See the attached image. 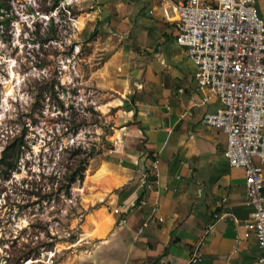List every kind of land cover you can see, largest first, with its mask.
I'll list each match as a JSON object with an SVG mask.
<instances>
[{
	"label": "rangeland",
	"instance_id": "obj_1",
	"mask_svg": "<svg viewBox=\"0 0 264 264\" xmlns=\"http://www.w3.org/2000/svg\"><path fill=\"white\" fill-rule=\"evenodd\" d=\"M53 1L0 0V264H91L92 230L139 176L134 148H146L122 80L128 57L116 55L134 36L105 19L136 0Z\"/></svg>",
	"mask_w": 264,
	"mask_h": 264
},
{
	"label": "crops",
	"instance_id": "obj_2",
	"mask_svg": "<svg viewBox=\"0 0 264 264\" xmlns=\"http://www.w3.org/2000/svg\"><path fill=\"white\" fill-rule=\"evenodd\" d=\"M139 1L115 4L120 16L106 13L105 19L134 36V48L128 41L116 50V55L128 57L122 80L133 91L138 119L134 131L146 138V148H134L131 160L146 167L159 157L158 174H150L151 187L140 186V174L130 179L132 186L120 200L136 193L145 203L131 209L126 222H119L113 212L96 222L99 243L91 264H249L259 248L253 234L244 236L251 208L243 169L231 166L224 155L226 136L222 143L217 128L200 122L204 111L218 101L195 104L187 113L190 92L198 96L207 88L197 84L194 68L183 62L184 47L181 53L167 43L169 38L176 42V24L162 16L160 0H142V7ZM154 203L159 204L161 221L148 219ZM221 212L226 215L220 217ZM197 247L200 260L189 262Z\"/></svg>",
	"mask_w": 264,
	"mask_h": 264
},
{
	"label": "built area",
	"instance_id": "obj_3",
	"mask_svg": "<svg viewBox=\"0 0 264 264\" xmlns=\"http://www.w3.org/2000/svg\"><path fill=\"white\" fill-rule=\"evenodd\" d=\"M159 4L162 16L176 24L175 40L194 64L197 84L207 88V93L198 96L190 92L187 113L195 104H206L212 98L218 101L215 108L204 111L200 122L225 133L224 155L231 166L243 169L251 208L244 236L253 234L259 248L258 256L249 264H264V2L160 0ZM148 12L152 14L153 8ZM159 162L154 156L146 167H137L140 186L151 187L148 178L158 174ZM144 203L145 199L135 193L115 204L112 212L124 223L128 212ZM158 210L159 204L154 203L150 221L163 220ZM200 258L197 247L188 261Z\"/></svg>",
	"mask_w": 264,
	"mask_h": 264
},
{
	"label": "trees",
	"instance_id": "obj_4",
	"mask_svg": "<svg viewBox=\"0 0 264 264\" xmlns=\"http://www.w3.org/2000/svg\"><path fill=\"white\" fill-rule=\"evenodd\" d=\"M56 3H57V0H54L52 6L56 5ZM0 5L3 6L4 3L0 2ZM80 150H81V148H80ZM83 152H85V151H83ZM87 155H89V153H87ZM87 155L85 154V156L78 157L75 165L73 167H71L70 170L67 172V174H66V179H67L66 185L68 187L70 186L71 183L75 182L76 180L81 181L83 179L84 170H85L86 165L88 163Z\"/></svg>",
	"mask_w": 264,
	"mask_h": 264
},
{
	"label": "bare ground",
	"instance_id": "obj_5",
	"mask_svg": "<svg viewBox=\"0 0 264 264\" xmlns=\"http://www.w3.org/2000/svg\"><path fill=\"white\" fill-rule=\"evenodd\" d=\"M146 3V2H145ZM151 6V5H150ZM141 7H142V5H141ZM146 8H147V5H146ZM138 11V10H137ZM140 11H141V9H140ZM144 13H145V11H144ZM148 15V14H147ZM149 17H150V15H148ZM88 37V36H87ZM91 37V36H90ZM135 50V49H134ZM144 50V49H143ZM136 51V50H135ZM138 51V50H137ZM143 52V51H142ZM180 88H181V86H180ZM153 95V94H152ZM151 95V96H152ZM151 98H153V97H151ZM155 98V97H154ZM139 102V101H138ZM138 107V106H137ZM137 109V108H136ZM137 168V167H136ZM149 177H150V175H149ZM139 186V185H138ZM137 186V187H138ZM145 188V187H144ZM143 188V189H144ZM133 189V188H132ZM135 189V188H134ZM146 190V189H145ZM144 190V191H145ZM138 191V190H137ZM146 191H148V190H146ZM146 191H145V193H146ZM129 192V191H128ZM138 193V192H137ZM143 195H144V193H143ZM125 199V198H124ZM147 199V198H146ZM156 200V199H155ZM224 200V199H223ZM157 202V201H156ZM150 204H151V202H149ZM111 206V205H110ZM150 207V206H149ZM151 208V207H150ZM100 210H102V209H100ZM98 212V211H97ZM100 212V211H99ZM150 212V211H149ZM222 213V212H221ZM128 215V214H127ZM104 217V219H108V218H110L111 217V215H110V213H107V214H104L103 215ZM118 218V217H117ZM118 220V219H117ZM245 223V222H244ZM161 224V223H160ZM99 226V223L97 224V227ZM106 226V225H105ZM97 227L96 228H94L92 231L93 232H95L96 231V229H97ZM107 227V226H106ZM246 229V228H245ZM206 230V229H205ZM206 232V231H205ZM204 235H205V233H204ZM202 238V237H201ZM255 239V238H254ZM199 243V242H198ZM203 244V243H202ZM199 247V246H198ZM191 254V253H190ZM203 254V253H202ZM253 261V260H252Z\"/></svg>",
	"mask_w": 264,
	"mask_h": 264
},
{
	"label": "water",
	"instance_id": "obj_6",
	"mask_svg": "<svg viewBox=\"0 0 264 264\" xmlns=\"http://www.w3.org/2000/svg\"><path fill=\"white\" fill-rule=\"evenodd\" d=\"M35 15H37V13H34Z\"/></svg>",
	"mask_w": 264,
	"mask_h": 264
}]
</instances>
